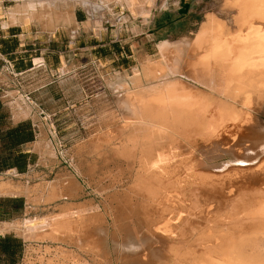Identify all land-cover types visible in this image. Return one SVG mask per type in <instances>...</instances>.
Wrapping results in <instances>:
<instances>
[{
    "label": "bare ground",
    "instance_id": "6f19581e",
    "mask_svg": "<svg viewBox=\"0 0 264 264\" xmlns=\"http://www.w3.org/2000/svg\"><path fill=\"white\" fill-rule=\"evenodd\" d=\"M99 1L111 3L110 11L125 6L133 15L144 3ZM43 3L22 1L19 6L26 12L25 20L31 16L28 11L41 9ZM225 5L235 11L233 30L215 15L207 14L191 41L158 45L155 56L139 60L135 77L163 82L129 94L122 103L135 121L133 133L126 136L120 152L129 158L138 156L140 167L133 191L142 203L149 204L146 207L153 206L155 216L151 221L163 226L158 227L161 233L145 237L159 245L155 251L160 256H172L173 264H264V132L256 131L247 116L252 93L264 102V0H228ZM63 18L69 22L72 15L65 12ZM239 97L246 100L242 113L235 106ZM19 100L28 108L23 98ZM224 155L227 159L221 161ZM23 184L1 178L0 195L23 192L29 197L34 191L36 200L60 199L63 207L44 216L2 222L0 232L14 229L30 241L66 238L86 252L99 247V234L88 231L96 218L91 222L84 206L74 207L66 201L74 192L71 181L62 185L48 181L36 191ZM204 204L207 208L214 205L215 211L223 215L224 221L213 220L212 225V233L220 234H202V241L197 237L189 241L186 234L197 230L201 235L209 227L203 228L201 222L200 227L195 226L194 217L202 212ZM177 207L186 214L182 211V216ZM148 217L145 220L149 222ZM206 241L211 243L202 245ZM53 259H47V263Z\"/></svg>",
    "mask_w": 264,
    "mask_h": 264
},
{
    "label": "rangeland",
    "instance_id": "374dc122",
    "mask_svg": "<svg viewBox=\"0 0 264 264\" xmlns=\"http://www.w3.org/2000/svg\"><path fill=\"white\" fill-rule=\"evenodd\" d=\"M227 1L144 0L143 6L136 9L134 15L125 6L123 8L116 6L110 11L111 3L109 2L71 1L74 6L72 10H82L85 13L82 19L83 23L90 25L92 34L101 37L100 43H107L106 47L108 48L104 53L105 58L101 62H97V66L93 70L86 69L76 76L65 74L59 79L56 78V82L36 96L40 103V107H36L37 111L34 109L37 114L35 124L40 136L36 145L40 155L43 157L55 155L54 172L63 170L78 178L82 186L80 194L74 197L72 190L66 201L85 203L86 215L88 218H92L91 222L94 217L97 221L91 224V228L89 226L90 230L88 229V231L97 232L101 237L99 247L88 252L75 248L67 241L63 243L70 252L66 263L173 264L172 256L170 258L167 253H165L167 255L165 257L169 259L160 256L155 251L159 245L145 237L153 232H160L158 227L162 225L159 226L151 221L155 216L151 211L153 206L151 209L146 207L149 204L146 205L145 201L142 203V198L133 191L134 177L140 167L138 156L129 158L120 152L122 146L127 142L128 137L126 136L133 133L134 125L132 124L134 123L132 122L135 121L122 107V103L127 100L129 94L163 82V79L148 82L143 76L135 77L138 63L142 61L139 60L143 58L144 61L148 57L155 56L158 45L191 41L207 14L215 15L233 30L235 28L233 23L235 11L225 5ZM71 32L72 26L69 29L68 27L60 28L56 36L62 43L59 42L58 48L55 50L62 51L67 57L73 56L74 53L88 55L92 53L89 48L69 50L72 46H68V41L76 33ZM111 40L114 42L111 43ZM112 44H116V46L112 48ZM106 58H113L114 61H106ZM64 68L66 69L60 70L58 75L67 71V67ZM119 84H127V87L118 89L116 86ZM13 95H15L12 103L14 114L26 116L30 111L28 100L26 101L20 94ZM20 98L25 100L28 108L23 106ZM249 101L250 104L247 107H250V110L247 116L252 119L254 129L263 133L264 102L258 101L254 93L251 94ZM235 106L238 112H244L246 100L239 97ZM32 116L34 118V115ZM226 159L227 157L224 155L221 161ZM52 176L54 173L48 174L47 178L50 179ZM1 178L5 179L0 176ZM10 182L12 181L10 180ZM35 189L37 190V188ZM36 194L33 201H39L36 200ZM187 202L184 204L188 205L189 202ZM182 204L180 205L183 206L184 204ZM141 205L145 206V209ZM207 206L204 204L200 208L202 212H197L193 219L195 226H199L201 223L203 228L209 226L208 231L204 229L205 232L201 235L197 230L193 234H186L189 236L187 238L189 241L197 238L202 241V234L204 236L210 235H206L207 233H215L214 236L220 234L217 231L212 233V227H214L212 225L214 221H224V217L215 211L214 205L210 208ZM42 208L49 209L51 212L53 205H46ZM206 208L209 212L206 211ZM175 210L182 216L186 214V211L184 213V209L181 207H177ZM146 213H149V217L152 218L150 219ZM147 217L150 223L145 220ZM147 222L148 224H146ZM174 226H176L175 223ZM174 231L180 235L185 234L179 229ZM162 236H167V233L164 232ZM210 239L212 242L215 241V238ZM208 241L201 243L202 245L211 243ZM38 243L44 244L45 242ZM42 255H40L42 258L38 263L31 264H56L55 262L47 263L44 254Z\"/></svg>",
    "mask_w": 264,
    "mask_h": 264
},
{
    "label": "crops",
    "instance_id": "0c3cea01",
    "mask_svg": "<svg viewBox=\"0 0 264 264\" xmlns=\"http://www.w3.org/2000/svg\"><path fill=\"white\" fill-rule=\"evenodd\" d=\"M22 1H42L44 3L41 9L36 7V11H28L31 16L25 20L23 15L26 12L19 6ZM55 1L56 4H54ZM71 1L0 0V103L7 113L4 129L14 128V137H0V176L14 183L29 184L28 186L34 190L38 188L39 184L48 181L51 183L58 182L61 185L64 181H71L75 187L74 197H76L81 192V183L72 173L63 170L54 172L55 155H48V157L40 155L36 145L40 136L35 124L36 107H40L39 99L36 96L48 89L51 84L65 74L76 76L86 69L93 70L97 66V62H101L105 58L104 53L107 52L108 47L106 45L108 44L100 43L101 37L92 34L90 25L83 23L82 19L85 13L82 10H72L74 6H72ZM65 12L72 15L69 22L63 20ZM50 14L52 18H49ZM48 20L49 22H47ZM62 26L68 27V29L72 26L71 33L76 32L73 38L68 41V46H72L69 50L89 48L92 53L89 55L74 53L73 56L67 57L62 51L55 50L60 42L56 35L60 28H63ZM110 42L113 43L114 40ZM111 46L113 48L116 44ZM106 61L113 62L114 59L106 58ZM64 67H67V71L58 75L60 70L66 69ZM15 93L20 94L26 101L28 100L30 105V111L24 117L17 116L13 112L12 103L15 99V95H13ZM22 123L30 124L32 137H20L23 127L17 128V126L22 125ZM17 132L19 137H17ZM51 173H54V176L50 179L47 178V175ZM30 194V198L23 192L17 195H0V223L21 219L26 215L44 216L53 212L56 213L63 207L60 199L52 202L33 201L35 192ZM68 202L74 203L71 205L74 207L86 206L81 201L68 200ZM46 205H53L51 212L49 209L42 208ZM5 236L18 239L20 245H10L11 250L8 252L0 249V264L38 263L42 254L46 260L55 258L50 262L57 261L58 264H61L70 256L69 249L63 244L66 238L59 241L61 243L51 242V240L29 241L12 229L5 230L3 233L0 232V238ZM37 241L51 244H39Z\"/></svg>",
    "mask_w": 264,
    "mask_h": 264
},
{
    "label": "trees",
    "instance_id": "16d2710c",
    "mask_svg": "<svg viewBox=\"0 0 264 264\" xmlns=\"http://www.w3.org/2000/svg\"><path fill=\"white\" fill-rule=\"evenodd\" d=\"M6 116L7 113L2 108V105L0 103V137H14V128L4 129L6 126ZM23 127L22 135L20 137H32V129L29 123H22L17 126ZM13 134V135H12ZM17 137H19V134L17 132ZM10 245H20V241L18 239L13 238L12 236H5L3 238H0V249L1 251L8 252L10 251ZM14 249V248H13ZM12 249V251H13Z\"/></svg>",
    "mask_w": 264,
    "mask_h": 264
}]
</instances>
